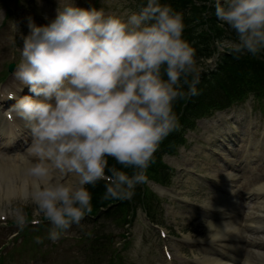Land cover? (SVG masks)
Wrapping results in <instances>:
<instances>
[{
    "label": "clouds",
    "instance_id": "1",
    "mask_svg": "<svg viewBox=\"0 0 264 264\" xmlns=\"http://www.w3.org/2000/svg\"><path fill=\"white\" fill-rule=\"evenodd\" d=\"M215 16L235 32L224 43L236 58L264 50V0H216ZM28 28L14 71L28 90L15 105L30 137L20 199L55 241L92 212L99 182L104 200L147 183L154 154L179 126L175 102L196 95L199 78L183 16L160 0L126 18L65 3L46 24L29 19ZM256 187L264 191V183ZM194 204L225 212L210 192ZM15 215L19 226L29 222L23 206ZM203 222L210 243L231 232L229 218Z\"/></svg>",
    "mask_w": 264,
    "mask_h": 264
},
{
    "label": "rangeland",
    "instance_id": "2",
    "mask_svg": "<svg viewBox=\"0 0 264 264\" xmlns=\"http://www.w3.org/2000/svg\"><path fill=\"white\" fill-rule=\"evenodd\" d=\"M172 1L177 0H160L165 4ZM74 2L80 7H95L103 9L106 14L126 18L131 13L138 12L146 0H0L1 87L13 84L14 73L7 74L6 68L10 62L21 61L22 36H26L29 32V19L37 25L46 24L55 17L59 6L63 7L65 3ZM215 3L216 0H193L190 7L205 6L198 14L202 17L201 19L193 17V13L190 14L184 10L183 39L194 51L193 59L198 78L202 79L201 87L209 92L210 96H223V73L217 70L220 54L228 51L224 42L235 40L236 34L224 26L222 28L226 34L220 38L215 37L216 31L218 32L217 27H220V22L215 16ZM185 13L189 17L188 20L184 18ZM242 54L252 57L260 56V61L264 63V50L256 55L247 52ZM241 98L239 102L231 104L222 115L227 118L230 115L226 116V113L236 114L234 120L239 126V122H242L237 151L247 150L253 145L251 150L254 153L251 159L256 163L260 158H264V143L257 148L252 144L264 136V95L256 97L249 94ZM202 103L195 101L193 105H188L192 107L197 105L196 111H199ZM193 115L191 109L185 113L182 125L180 122L178 128L160 144L147 170V183L136 186L132 194L125 199L104 200L102 195L105 188L96 186L97 189L91 190L93 192L92 212L87 214L79 225H73L62 232L55 241L49 238L50 226L38 218L32 206L22 205L21 194L12 199L4 197L0 199V211H3L7 217L6 220L0 219V264H169L170 262L163 257L165 241L154 225L158 222L169 228L172 235H177L181 229L186 234L191 232L195 237H199L207 232L203 221L210 216V213L194 204L209 192L207 181L196 178L185 168L181 175L177 161L182 159L185 161L190 154H194L199 160L191 169H198L205 174V164L210 163L213 168L224 166L220 160H223V152L226 151L217 144L220 136L214 134L217 129L225 131L224 124L229 121L216 114L206 120L197 121L196 128L184 130L183 126L191 118L193 120ZM180 131L185 134V137L183 136L184 138L182 137L178 143L174 142L177 135L180 136ZM210 134L214 135L211 141L208 139ZM170 150L173 155H169ZM216 151L220 154H215ZM170 166L174 168L171 169ZM253 167V169L257 167V172L252 170L242 172V176L246 177L241 182V189L244 192L249 190L246 180L261 178L264 181V165L262 167L261 164H255ZM169 173L173 175L174 181L170 182V192L179 195L173 194L175 200L181 195L177 208L182 209L181 212L196 211L192 217L186 213L173 216L168 199L157 192L154 181L165 180ZM189 177H194V180H190ZM206 180L212 179L206 178ZM212 182L218 184L214 179ZM22 206L29 217V222L23 227L16 223L15 215V209ZM167 243L170 249L174 246L181 248L185 256L183 263L185 258H188L195 264V258L201 255L198 245L194 247L190 243L183 244L176 237L168 238ZM173 260H176L175 264H183L175 256Z\"/></svg>",
    "mask_w": 264,
    "mask_h": 264
},
{
    "label": "bare ground",
    "instance_id": "3",
    "mask_svg": "<svg viewBox=\"0 0 264 264\" xmlns=\"http://www.w3.org/2000/svg\"><path fill=\"white\" fill-rule=\"evenodd\" d=\"M6 99L4 100V102ZM5 121V120H4ZM12 121L8 124L1 123L0 119V140L5 143V145H14L17 142L16 139L19 136L24 137L25 134L29 135L28 130L24 124V131L22 134L13 135L16 133L8 134L7 130H13L15 127L10 125ZM24 123V122H23ZM237 128V127H236ZM21 132V131H19ZM224 134H229L227 130ZM234 133H230L229 136H234ZM7 135L9 137H7ZM27 135L25 137H27ZM214 137L212 134L210 138ZM233 142L232 140H230ZM234 142L231 149L234 148ZM256 143V147H257ZM255 147V148H256ZM26 154L19 156L18 158L9 156H2L0 154V199L7 198L12 199V197H17L23 195L27 190L28 181L24 175V156ZM190 163V161H187ZM207 171L215 175L217 178L223 180V184L226 186L230 185L236 181V174L226 169H212L211 166H207ZM255 183L249 198L251 199V204H248V210H245L242 204H239L237 199L226 196L223 192L209 191L213 194V203L217 209L223 208L224 213L220 211H210V219L213 220L217 225H220L222 220L229 218L231 221L230 229L231 232L227 234L226 238L217 241L216 243H210L207 239V232L203 237V240L198 241L203 248H198L201 255L195 258V264H238L239 260L243 264H264V191L257 190V185L264 183ZM251 183V184H253ZM212 190V189H211ZM233 191V190H232ZM241 212H244L243 215ZM174 214H180L178 211H172ZM183 213V212H181ZM189 215L195 214L192 212H187ZM193 236L188 234L185 239L192 241ZM175 251L181 256V251L179 247L174 246ZM191 260H184V264H193ZM240 264V263H239Z\"/></svg>",
    "mask_w": 264,
    "mask_h": 264
},
{
    "label": "trees",
    "instance_id": "4",
    "mask_svg": "<svg viewBox=\"0 0 264 264\" xmlns=\"http://www.w3.org/2000/svg\"><path fill=\"white\" fill-rule=\"evenodd\" d=\"M191 3H193V0H177L175 2L172 1L171 3H168V5H170L174 11L180 12L182 15L186 11L190 14L193 13V17L201 19L202 17L198 14L201 12L202 8H205V6L202 5L198 7L193 5L194 7L192 8L190 7ZM187 16L188 15L185 13L184 18L186 20L189 19ZM217 30L218 32L216 31V35L218 34V36H221L223 34V29H221V27H217ZM203 36H205V34H203ZM260 60L261 59L259 58H244L240 55L239 58H236V55L232 53L226 55V57H224L223 64L219 69L223 73V96H210V93L201 87L202 81L199 80L196 85V95L187 94L183 99H179L175 102L174 108L177 115L179 116L185 102L187 104L184 108V112L187 113L191 109L193 110L194 116L199 117L208 112L211 107H220L221 105H224L225 102L240 97V95H245L248 92L263 94L264 63ZM189 79L191 80L192 77H189ZM183 91L188 93V87L186 85L183 87ZM195 101H199V103L203 102L199 111H196V107H198L197 105H194L193 107L188 105H193ZM95 199L97 200V197H95Z\"/></svg>",
    "mask_w": 264,
    "mask_h": 264
},
{
    "label": "water",
    "instance_id": "5",
    "mask_svg": "<svg viewBox=\"0 0 264 264\" xmlns=\"http://www.w3.org/2000/svg\"><path fill=\"white\" fill-rule=\"evenodd\" d=\"M12 68H13V65L10 66V69H12Z\"/></svg>",
    "mask_w": 264,
    "mask_h": 264
}]
</instances>
